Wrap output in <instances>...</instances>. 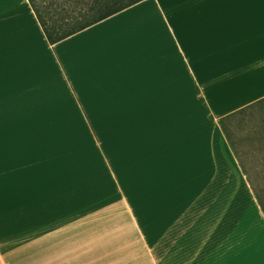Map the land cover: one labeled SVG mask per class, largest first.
I'll return each mask as SVG.
<instances>
[{"label":"crops","instance_id":"crops-1","mask_svg":"<svg viewBox=\"0 0 264 264\" xmlns=\"http://www.w3.org/2000/svg\"><path fill=\"white\" fill-rule=\"evenodd\" d=\"M113 6L54 50L0 0V264H260L220 119L264 98V0Z\"/></svg>","mask_w":264,"mask_h":264},{"label":"snow or ice","instance_id":"snow-or-ice-1","mask_svg":"<svg viewBox=\"0 0 264 264\" xmlns=\"http://www.w3.org/2000/svg\"><path fill=\"white\" fill-rule=\"evenodd\" d=\"M114 2L115 0H25L29 10L26 14L36 17L54 50L56 42L61 39V34L67 36L69 31H76L73 24L78 22L77 13L88 11L100 19L102 16H108L109 11L118 10L113 6ZM120 7L123 8V5ZM0 46H2V36H0ZM257 108H259L258 113L253 111ZM257 120L264 129V99L259 105L253 103L242 110H237L228 117L227 121L222 120L220 123L245 173L248 187L252 189V195L256 197L264 215V139L261 148L257 150ZM0 166H2V157H0ZM260 264H264V259Z\"/></svg>","mask_w":264,"mask_h":264},{"label":"rangeland","instance_id":"rangeland-1","mask_svg":"<svg viewBox=\"0 0 264 264\" xmlns=\"http://www.w3.org/2000/svg\"><path fill=\"white\" fill-rule=\"evenodd\" d=\"M253 111L258 113L259 108L254 109ZM263 130L264 129L261 128L259 121L257 120V123H256V148H257V150H259L262 146V139H264V136H263L264 131ZM257 156H259V151H257Z\"/></svg>","mask_w":264,"mask_h":264},{"label":"trees","instance_id":"trees-1","mask_svg":"<svg viewBox=\"0 0 264 264\" xmlns=\"http://www.w3.org/2000/svg\"><path fill=\"white\" fill-rule=\"evenodd\" d=\"M264 99V98H263ZM262 100V99H261ZM260 100V101H261ZM260 101H258V102H256V104L257 105H259V102ZM250 106V105H249ZM248 107V106H247ZM246 108V107H245ZM242 109H244V108H242ZM242 109H240V110H242ZM236 111H234V112H232V113H230V114H228V115H226V116H224V117H221V119H220V122L223 120V121H227V119H228V117L229 116H231L232 114H234ZM259 121V120H258ZM222 125V124H221ZM222 127H223V125H222ZM264 131V130H263ZM263 136H264V134H263ZM262 137V136H261Z\"/></svg>","mask_w":264,"mask_h":264}]
</instances>
